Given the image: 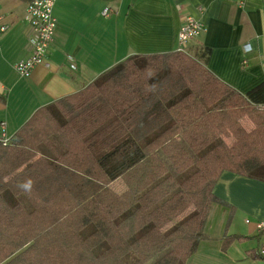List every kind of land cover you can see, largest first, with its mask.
Segmentation results:
<instances>
[{"label":"trees","instance_id":"1","mask_svg":"<svg viewBox=\"0 0 264 264\" xmlns=\"http://www.w3.org/2000/svg\"><path fill=\"white\" fill-rule=\"evenodd\" d=\"M224 171L264 182V84L241 94L186 52L129 56L0 141V264H184Z\"/></svg>","mask_w":264,"mask_h":264},{"label":"crops","instance_id":"2","mask_svg":"<svg viewBox=\"0 0 264 264\" xmlns=\"http://www.w3.org/2000/svg\"><path fill=\"white\" fill-rule=\"evenodd\" d=\"M26 5L0 0L8 26L0 35V123L9 139L39 108L85 88L127 57L176 51L183 15L204 28L187 54L241 94L264 84V0H56L48 66L21 77L13 65L30 55L34 38L23 19ZM213 193L225 204L212 203L184 264H264V257L247 254L264 245V231L257 229L264 221V182L224 171ZM225 234L256 237L223 251Z\"/></svg>","mask_w":264,"mask_h":264},{"label":"built area","instance_id":"3","mask_svg":"<svg viewBox=\"0 0 264 264\" xmlns=\"http://www.w3.org/2000/svg\"><path fill=\"white\" fill-rule=\"evenodd\" d=\"M56 0H32L26 5L24 21L28 24L34 34L31 42L30 55L22 60L14 63V70L21 77H28L32 70L38 65L48 66L47 57L54 41L56 21L53 16V7ZM111 10L105 8L101 14L104 17L109 16ZM8 29L4 23V16L0 14V35ZM204 30L203 25L190 15H183L182 24L180 26L177 41L178 48L176 51L185 52L189 43L198 37ZM244 51H251V46L245 44ZM0 141L7 144L9 138L6 134V127L3 122L0 123ZM259 231H264V221L257 224ZM259 255L264 257V245L258 250Z\"/></svg>","mask_w":264,"mask_h":264},{"label":"rangeland","instance_id":"4","mask_svg":"<svg viewBox=\"0 0 264 264\" xmlns=\"http://www.w3.org/2000/svg\"><path fill=\"white\" fill-rule=\"evenodd\" d=\"M243 126L246 130H250L252 128V124L248 119H243L242 120ZM110 187L117 193H121L125 190V185L121 180H116L114 181ZM25 203V201H23ZM27 204V203H25ZM212 205V204H211ZM127 263H132L134 260V254L130 253L126 258H125Z\"/></svg>","mask_w":264,"mask_h":264}]
</instances>
